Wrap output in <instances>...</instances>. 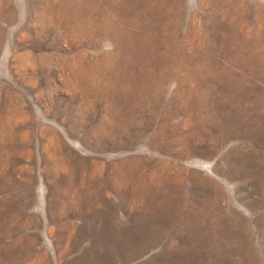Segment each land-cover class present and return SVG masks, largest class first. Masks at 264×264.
<instances>
[{"label": "rangeland", "instance_id": "374dc122", "mask_svg": "<svg viewBox=\"0 0 264 264\" xmlns=\"http://www.w3.org/2000/svg\"><path fill=\"white\" fill-rule=\"evenodd\" d=\"M0 131V264H264V0H0Z\"/></svg>", "mask_w": 264, "mask_h": 264}, {"label": "bare ground", "instance_id": "6f19581e", "mask_svg": "<svg viewBox=\"0 0 264 264\" xmlns=\"http://www.w3.org/2000/svg\"><path fill=\"white\" fill-rule=\"evenodd\" d=\"M7 119V118H6ZM9 120V119H8ZM7 125V124H6ZM1 132V131H0ZM4 132V131H3ZM2 132V133H3ZM5 134V133H4ZM6 137V136H5ZM0 138H1V136H0ZM6 141V140H5ZM1 147H2V145H0ZM5 151V150H4ZM10 154V153H9ZM2 155V154H1ZM0 161H1V159H0ZM28 174V173H27ZM28 201V200H27ZM25 208V207H24Z\"/></svg>", "mask_w": 264, "mask_h": 264}]
</instances>
